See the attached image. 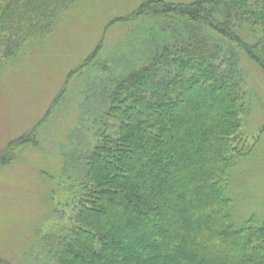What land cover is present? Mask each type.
Instances as JSON below:
<instances>
[{"label": "trees", "instance_id": "obj_1", "mask_svg": "<svg viewBox=\"0 0 264 264\" xmlns=\"http://www.w3.org/2000/svg\"><path fill=\"white\" fill-rule=\"evenodd\" d=\"M75 1L0 0V77ZM118 21L135 22L130 41L110 56L127 71L116 76L117 61L111 69L109 57L110 71L92 68L78 89L77 124L87 137L70 155L79 160L80 177L73 179L79 197L71 221L53 241L47 237L48 258L57 264H264V218L251 214L237 222L230 193L234 170L247 155L239 137L235 145L248 111L238 52L264 75V0H147L109 25ZM102 46L69 76L82 73ZM209 92L225 98L213 100ZM35 139L22 135L6 144L0 165ZM142 227L152 237L147 254L122 258L119 239Z\"/></svg>", "mask_w": 264, "mask_h": 264}, {"label": "rangeland", "instance_id": "obj_2", "mask_svg": "<svg viewBox=\"0 0 264 264\" xmlns=\"http://www.w3.org/2000/svg\"><path fill=\"white\" fill-rule=\"evenodd\" d=\"M144 1L147 0H76L52 30L27 43L1 75L0 154L19 136L38 141L18 146L13 158L0 165V257L8 264H57L47 256V237H53V241L60 228L71 221L70 212L79 197L73 179L80 173L76 169L79 160L70 154L83 149L87 137L77 124L83 112V108L75 106L78 89L92 68L107 66L110 71L105 61L112 53L120 52V43L129 40L130 26L134 29L135 22L109 24L130 15ZM163 1L188 4L195 0ZM141 27L137 23V28ZM99 43L103 45L101 50L83 67L84 71L69 76ZM238 54L248 111L235 145L239 137L238 148L247 155L234 170L230 193L233 217L242 222L251 214L257 220L264 218V75L242 51ZM115 58L108 61L111 69V63L117 61L113 72L118 76L127 70L121 69ZM129 62L122 68L127 69ZM209 94L213 100L225 98L221 93ZM168 107L161 114L167 113ZM63 144L68 151L64 156L60 154ZM143 229L146 230L119 239L116 251L122 258L126 253L147 254L144 244L152 237L149 228ZM78 242L85 243L84 239ZM216 249L228 251L220 246Z\"/></svg>", "mask_w": 264, "mask_h": 264}]
</instances>
